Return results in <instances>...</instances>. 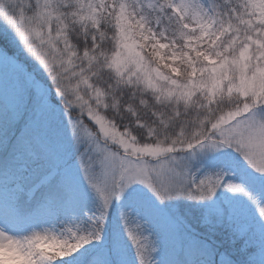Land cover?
<instances>
[{
    "label": "snow or ice",
    "instance_id": "snow-or-ice-1",
    "mask_svg": "<svg viewBox=\"0 0 264 264\" xmlns=\"http://www.w3.org/2000/svg\"><path fill=\"white\" fill-rule=\"evenodd\" d=\"M0 37L16 47L0 49V171L34 209L0 223V247L154 264L151 224L190 234L179 201L227 250L198 243L208 264L264 243V0H0Z\"/></svg>",
    "mask_w": 264,
    "mask_h": 264
},
{
    "label": "trees",
    "instance_id": "trees-1",
    "mask_svg": "<svg viewBox=\"0 0 264 264\" xmlns=\"http://www.w3.org/2000/svg\"><path fill=\"white\" fill-rule=\"evenodd\" d=\"M209 2H214V0H209ZM218 3H222V2H220L219 0ZM0 47L6 51H9L7 50V40L4 39L3 37H0ZM45 78L46 76L43 77V79L46 81ZM5 175L6 174L3 171H0L1 183H4L6 181L7 178H5ZM9 182H10V179H9ZM13 183H14V180L13 182H11V184ZM16 191L17 190L15 189L12 191L13 196L11 200V203L13 207L15 208L16 212L23 213V214L32 213L34 209L32 208L31 205L18 204L16 196H15ZM193 206L192 205L190 206L189 214H191V216L188 217V223H187L190 229V234L194 233V236L195 234H198L201 236V238L204 241L206 240L210 241L213 247L217 248V256H219L221 252L227 251L222 245H220L219 241H216L213 236H211L209 233L201 229L198 223L197 217L195 215V208ZM111 224L113 228L117 227L116 218H114V220L111 221ZM168 244L169 243H167L166 244L167 246L164 247V253L166 255L167 251L171 252L170 255L173 256V259H170V261H172L171 264H200V262H205L208 264L209 258L206 257L201 252V250L197 247L198 244L192 243L188 237L187 238L185 237V235L183 236L178 235V240L175 243L169 244V245ZM81 247L82 248L88 247V245H83ZM263 247H264V243L257 242L247 252H245L243 256H240L238 253L235 252V250H232V254L236 257L237 264H264V254H262ZM129 248L131 249V246H129ZM78 251L79 250H74L72 253V256L75 257L76 260L80 261V264H87L89 262V254L80 252V254L77 255ZM129 256L133 257V250L129 251ZM64 259H67V257L65 258L58 257L57 261H61ZM258 260H260V262Z\"/></svg>",
    "mask_w": 264,
    "mask_h": 264
},
{
    "label": "rangeland",
    "instance_id": "rangeland-1",
    "mask_svg": "<svg viewBox=\"0 0 264 264\" xmlns=\"http://www.w3.org/2000/svg\"><path fill=\"white\" fill-rule=\"evenodd\" d=\"M219 0H214V2H218ZM220 2H222V0H220ZM0 49H2L0 47ZM4 50V49H3ZM7 51L10 55L12 53H14L16 51V47L11 44L9 42V40H7ZM19 59L21 61L24 60L23 56H20ZM29 70H31L32 65L29 63L28 64ZM13 79V74L11 73V71L0 68V80L8 82L10 80ZM46 82L50 84V81ZM53 103L56 104L58 107H60L62 109V105L59 104V100L57 97H55V95L53 94ZM187 155V154H186ZM224 159V157H219L218 161H222ZM210 168V162L209 161H202L201 165H198L197 167H194L192 169V172L196 175L197 178H199L201 175L206 173V170H208ZM16 188V187H14ZM10 198H11V189L8 186H0V223H7L11 217L13 215H15L13 208L11 207L10 204ZM173 203H179L180 207L182 209L181 214L185 216L186 221L188 223V217L191 216V214H189L190 211V206L192 205H196L197 202L195 201H179V202H169V204H173ZM115 217H113L112 220H114ZM141 223H143V221H141ZM151 229H152V238L155 239L157 237V235H163L164 237V241H165V247L167 246L166 244H173L178 240V235H171L169 236L167 233H165L163 231V228L161 225L159 224H151L150 225ZM192 232V231H191ZM145 235L149 234L148 232V228H145ZM185 237L189 238V240H191L192 243L194 244H198L201 241H204L200 235L191 233V234H185ZM168 244V245H169ZM262 254H264V247L262 248ZM167 251V250H166ZM171 252H166V255L163 252H153L151 253V259L153 260L154 264H158V262H160L161 260L164 262V264H171L172 261H170V259H173V256L170 255ZM133 256H134V250H133ZM132 257L129 256V260L131 261ZM260 259V258H259ZM260 262V260H258ZM89 264V263H88ZM201 264H207L205 262H201Z\"/></svg>",
    "mask_w": 264,
    "mask_h": 264
},
{
    "label": "clouds",
    "instance_id": "clouds-1",
    "mask_svg": "<svg viewBox=\"0 0 264 264\" xmlns=\"http://www.w3.org/2000/svg\"><path fill=\"white\" fill-rule=\"evenodd\" d=\"M60 229L57 227V232L59 233ZM43 244V242H41ZM44 250L47 252L56 253L60 258H65L63 261H66L67 264H73L74 257L72 253L74 250L66 249L63 255L59 254L60 246L52 244L51 242L43 244ZM0 264H23L22 257L17 253L15 247H8L7 245L0 247Z\"/></svg>",
    "mask_w": 264,
    "mask_h": 264
}]
</instances>
